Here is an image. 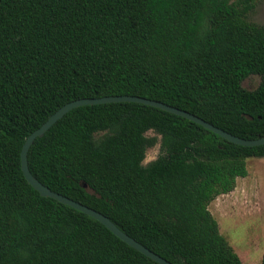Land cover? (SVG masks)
I'll list each match as a JSON object with an SVG mask.
<instances>
[{
    "label": "trees",
    "instance_id": "trees-1",
    "mask_svg": "<svg viewBox=\"0 0 264 264\" xmlns=\"http://www.w3.org/2000/svg\"><path fill=\"white\" fill-rule=\"evenodd\" d=\"M258 1L0 0V264H159L42 196L22 170L23 146L65 104L112 95L263 137L264 25L249 20ZM251 75L261 78L255 89L243 85ZM253 157L264 145L137 102L76 107L28 152L42 183L174 264H244L209 206L248 175Z\"/></svg>",
    "mask_w": 264,
    "mask_h": 264
},
{
    "label": "rangeland",
    "instance_id": "rangeland-1",
    "mask_svg": "<svg viewBox=\"0 0 264 264\" xmlns=\"http://www.w3.org/2000/svg\"><path fill=\"white\" fill-rule=\"evenodd\" d=\"M249 20L264 25V0H259ZM261 81L251 75L243 81L248 89H255ZM148 135H157L149 131ZM160 154V143L147 150L148 164ZM248 175L239 177L234 190L212 201L209 208L244 264H260L264 255V157L247 160Z\"/></svg>",
    "mask_w": 264,
    "mask_h": 264
},
{
    "label": "water",
    "instance_id": "water-1",
    "mask_svg": "<svg viewBox=\"0 0 264 264\" xmlns=\"http://www.w3.org/2000/svg\"><path fill=\"white\" fill-rule=\"evenodd\" d=\"M111 102H137L145 105L154 106L163 109L165 111H168L170 113H174L179 116L190 119L206 127L207 129L214 131L215 133L219 134L225 139L243 146L252 147V146L264 145V136L257 139L242 138L221 129L215 126L214 124L204 120L203 118L193 113H190L186 110L180 109L178 107L166 104L158 100L150 99L147 97L136 96V95H112V96H104V97H96V98H81L71 101L65 104L64 106H62L60 109H58L53 115L50 116V118L45 123H43L41 127L36 129L33 133H31L28 136L21 152L22 170L27 180L32 184V186L35 189H37L41 193L42 196L54 198L63 204L69 205L79 211H82L94 217L102 224H104L108 229H110L121 240L125 241L128 245L137 249L138 251H140L147 257L151 258L152 260L158 262L159 264H174L168 259L161 256L160 254L154 252L153 250H151L150 248H148L147 246H145L144 244H142L141 242H139L138 240L127 234L126 232H124L107 215L79 201H76L66 195H63L59 192L52 190L49 186L45 185L39 179H37L30 170L28 152L37 137H42L55 123H57V121L62 119L69 111H71L76 107H80L84 105H92V104L111 103ZM84 186L88 187L87 184H84Z\"/></svg>",
    "mask_w": 264,
    "mask_h": 264
}]
</instances>
